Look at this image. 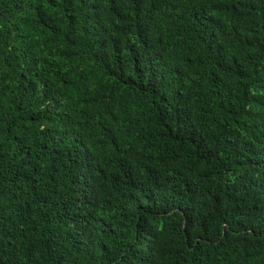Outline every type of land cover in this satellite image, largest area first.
I'll list each match as a JSON object with an SVG mask.
<instances>
[{"label": "trees", "instance_id": "trees-1", "mask_svg": "<svg viewBox=\"0 0 264 264\" xmlns=\"http://www.w3.org/2000/svg\"><path fill=\"white\" fill-rule=\"evenodd\" d=\"M0 264H264V0H0Z\"/></svg>", "mask_w": 264, "mask_h": 264}]
</instances>
